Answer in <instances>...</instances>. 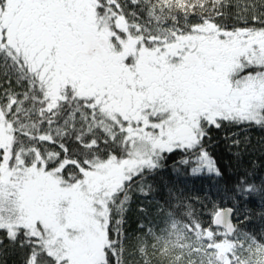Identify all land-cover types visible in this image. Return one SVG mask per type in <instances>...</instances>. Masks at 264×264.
<instances>
[{
	"label": "snow or ice",
	"instance_id": "6c2138e0",
	"mask_svg": "<svg viewBox=\"0 0 264 264\" xmlns=\"http://www.w3.org/2000/svg\"><path fill=\"white\" fill-rule=\"evenodd\" d=\"M131 3L147 22L121 0H0V234L23 264H121L134 186L147 195L176 152L188 175L221 177L210 130L264 129V0ZM230 8L244 26L224 23ZM234 191L198 226L234 234L239 201L264 185Z\"/></svg>",
	"mask_w": 264,
	"mask_h": 264
},
{
	"label": "trees",
	"instance_id": "16d2710c",
	"mask_svg": "<svg viewBox=\"0 0 264 264\" xmlns=\"http://www.w3.org/2000/svg\"><path fill=\"white\" fill-rule=\"evenodd\" d=\"M229 2L235 3L236 0ZM121 3L128 12L137 11L140 19L147 22L146 13L137 9L131 0H121ZM225 11L224 23L244 26L233 15H227L236 13L238 9ZM189 22L198 20L190 17ZM170 26V20L164 24V27ZM0 85L7 86L2 70ZM12 87L17 92L24 90L15 84L14 78ZM231 133H236L241 140L239 148L229 149L230 140L224 139V136ZM210 135L212 140L206 143L212 145L209 150L217 159L223 173L221 177L188 175L185 168L174 163L182 155L176 152L168 156L162 170L147 174L144 184L151 189L145 188L147 195L141 194L138 186H134L129 193L130 201L123 214L125 223L122 231L125 238L119 249L122 252L121 264H225L220 260V252L212 244L213 238H218L214 233L220 229H214L210 238L206 235L208 228L198 225L208 224L210 218L203 213L214 205L233 206L234 189L241 178L249 184L264 185V129L225 126L220 130L211 129ZM112 150L121 155L115 146ZM236 152H240L239 157L234 155ZM141 207L146 209L145 214L138 210ZM245 216L249 218L245 220ZM233 221L235 233L224 236L232 243L229 258L233 253L236 257L231 260V264H264V197L253 195L247 200H240ZM140 223L145 228H139ZM249 237L257 243H251ZM0 239H3L0 264H23L27 250L12 245L3 234H0Z\"/></svg>",
	"mask_w": 264,
	"mask_h": 264
},
{
	"label": "rangeland",
	"instance_id": "374dc122",
	"mask_svg": "<svg viewBox=\"0 0 264 264\" xmlns=\"http://www.w3.org/2000/svg\"><path fill=\"white\" fill-rule=\"evenodd\" d=\"M212 237V234L210 235V238ZM212 244L218 249L219 252L225 253L222 257V262L225 264H228L229 261V255L231 252H228L227 250L229 247L232 248V243L229 239H226L225 237L221 238H213ZM103 252V249H101Z\"/></svg>",
	"mask_w": 264,
	"mask_h": 264
},
{
	"label": "water",
	"instance_id": "95a60500",
	"mask_svg": "<svg viewBox=\"0 0 264 264\" xmlns=\"http://www.w3.org/2000/svg\"><path fill=\"white\" fill-rule=\"evenodd\" d=\"M227 207H229V206H227ZM231 218H232L231 223L233 224V226H234V228H235V224H234V221H233V216H232ZM207 234H208V236H210V233L207 232ZM221 253H222V252L219 253V257H220V260H221V262H222V257H223V256H221Z\"/></svg>",
	"mask_w": 264,
	"mask_h": 264
}]
</instances>
